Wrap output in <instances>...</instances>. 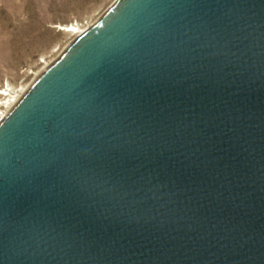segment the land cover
I'll list each match as a JSON object with an SVG mask.
<instances>
[{
  "label": "water",
  "instance_id": "1",
  "mask_svg": "<svg viewBox=\"0 0 264 264\" xmlns=\"http://www.w3.org/2000/svg\"><path fill=\"white\" fill-rule=\"evenodd\" d=\"M0 264H264V0H120L0 124Z\"/></svg>",
  "mask_w": 264,
  "mask_h": 264
},
{
  "label": "rangeland",
  "instance_id": "2",
  "mask_svg": "<svg viewBox=\"0 0 264 264\" xmlns=\"http://www.w3.org/2000/svg\"><path fill=\"white\" fill-rule=\"evenodd\" d=\"M120 0H0V90L20 101L76 42L61 27H95ZM11 97L0 96V111ZM11 98L10 100H12Z\"/></svg>",
  "mask_w": 264,
  "mask_h": 264
},
{
  "label": "bare ground",
  "instance_id": "3",
  "mask_svg": "<svg viewBox=\"0 0 264 264\" xmlns=\"http://www.w3.org/2000/svg\"><path fill=\"white\" fill-rule=\"evenodd\" d=\"M61 31H64V32H66V33H68V34H70V35H75V36H77V40L82 36V35H84V33L86 32V31H84V30H82L80 27H78V26H74V25H72V26H67V27H61V29H60ZM52 67V66H51ZM50 68V67H49ZM48 68V69H49ZM47 69V70H48ZM42 76V75H41ZM0 96H5V97H11V98H13L12 100H8L7 102H5L4 103V105H7V104H9L10 105V109L12 108V109H14V107L20 102V96H13V95H11V93H8V90H0ZM6 118V116H5V112H2V111H0V124H1V122H2V120L3 119H5Z\"/></svg>",
  "mask_w": 264,
  "mask_h": 264
}]
</instances>
